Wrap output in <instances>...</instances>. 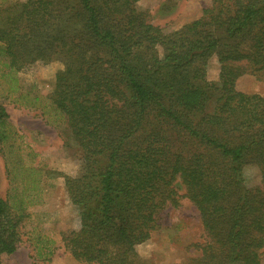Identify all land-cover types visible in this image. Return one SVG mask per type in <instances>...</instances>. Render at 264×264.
Here are the masks:
<instances>
[{"label": "trees", "instance_id": "obj_1", "mask_svg": "<svg viewBox=\"0 0 264 264\" xmlns=\"http://www.w3.org/2000/svg\"><path fill=\"white\" fill-rule=\"evenodd\" d=\"M138 1L26 0L0 26L1 75L40 60L63 63L49 94L16 98L65 120L76 142L80 169L65 189L79 226L64 233L63 246L85 264H142L136 246L179 204L182 185L205 232L189 264H261L264 95L236 81L245 73L264 80V0H212L169 33ZM214 56L219 72L210 80ZM8 117L0 102L12 185L0 195V255L22 241L25 209L40 201L45 174L10 155L17 133ZM250 164L261 174L252 187ZM52 241L33 240L39 256L54 252Z\"/></svg>", "mask_w": 264, "mask_h": 264}, {"label": "rangeland", "instance_id": "obj_2", "mask_svg": "<svg viewBox=\"0 0 264 264\" xmlns=\"http://www.w3.org/2000/svg\"><path fill=\"white\" fill-rule=\"evenodd\" d=\"M25 1L0 0V26L5 25L8 14L19 9ZM211 4L212 0H139L137 3L166 33L199 18L203 9ZM62 68L63 63L53 58L46 62L36 61L13 72L10 77L1 75L0 71V102L17 133L14 134L16 139L10 155L19 152L27 164L39 166L45 171L40 201L25 209L22 241L15 252L0 255V264H85L66 251L62 241L64 233L79 226L76 209L65 189V177L77 175L80 169L79 153L71 129L52 111L47 113L41 108H28L16 101L20 94L27 92L49 94L56 73ZM218 72L219 63L214 56L209 61L208 78L216 79ZM10 88L12 93H9ZM236 88L264 95V80L245 73L237 79ZM6 150L9 151L8 147ZM244 178L249 187L259 185V167L247 165ZM11 186L0 150V195L7 198ZM178 192L179 204L167 206L161 213V226L152 231L149 239L136 246L137 258L142 264H189L191 259L200 256L199 246L205 240L200 212L184 196V186L178 185ZM39 235L53 240L54 252L49 257L39 256L33 245V240ZM261 264H264V248Z\"/></svg>", "mask_w": 264, "mask_h": 264}]
</instances>
